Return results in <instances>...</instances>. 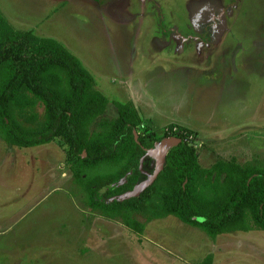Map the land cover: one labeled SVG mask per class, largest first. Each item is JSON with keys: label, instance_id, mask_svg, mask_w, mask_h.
I'll list each match as a JSON object with an SVG mask.
<instances>
[{"label": "rangeland", "instance_id": "obj_1", "mask_svg": "<svg viewBox=\"0 0 264 264\" xmlns=\"http://www.w3.org/2000/svg\"><path fill=\"white\" fill-rule=\"evenodd\" d=\"M0 12L81 62L109 101L104 117L131 103L138 135L195 132L203 168L264 163V0H0ZM68 157L61 140L18 148L0 138V264H200L209 254L264 264V231L212 239L173 216L136 215L137 234L91 210Z\"/></svg>", "mask_w": 264, "mask_h": 264}, {"label": "trees", "instance_id": "obj_2", "mask_svg": "<svg viewBox=\"0 0 264 264\" xmlns=\"http://www.w3.org/2000/svg\"><path fill=\"white\" fill-rule=\"evenodd\" d=\"M108 104L61 43L14 29L0 12V138L6 144L31 148L61 140L88 208L137 234L145 225L136 215L146 222L173 216L212 239L264 231V163L218 160L203 168L192 145L195 132L174 125L168 129L176 127L173 135L181 142L166 153L153 183L137 197L110 201L146 179L139 161L155 140L151 133L135 140L141 119L131 103L115 104L114 118L104 117ZM147 168L143 172H153ZM211 259L209 254L200 264Z\"/></svg>", "mask_w": 264, "mask_h": 264}, {"label": "water", "instance_id": "obj_3", "mask_svg": "<svg viewBox=\"0 0 264 264\" xmlns=\"http://www.w3.org/2000/svg\"><path fill=\"white\" fill-rule=\"evenodd\" d=\"M134 138L137 140V133L134 131ZM181 142L180 138L176 137H168L162 139L160 142H155L153 144V147L150 149L145 150L144 156L139 161V169L142 173V164L143 160L148 157L153 161L154 169L152 173H144L146 175V179L138 183L134 186V188L131 191L125 192L119 196L113 197L110 199V201H124L132 197H137L139 194L145 190L148 186H150L153 181L156 179L158 174L163 170L166 153L169 152V150L175 146H177ZM84 157V154H83ZM125 177L118 182L119 185L124 183Z\"/></svg>", "mask_w": 264, "mask_h": 264}, {"label": "flooded vegetation", "instance_id": "obj_4", "mask_svg": "<svg viewBox=\"0 0 264 264\" xmlns=\"http://www.w3.org/2000/svg\"><path fill=\"white\" fill-rule=\"evenodd\" d=\"M143 162H144V166L146 165V167H148L147 169H149V168L153 169V163L151 160L147 159V157L143 160ZM148 162H150V165L147 164Z\"/></svg>", "mask_w": 264, "mask_h": 264}, {"label": "built area", "instance_id": "obj_5", "mask_svg": "<svg viewBox=\"0 0 264 264\" xmlns=\"http://www.w3.org/2000/svg\"><path fill=\"white\" fill-rule=\"evenodd\" d=\"M176 132H177V130H174V131L172 132V135H173V134H177V133H179V131H178L177 133H176ZM189 139H191V138H189Z\"/></svg>", "mask_w": 264, "mask_h": 264}, {"label": "crops", "instance_id": "obj_6", "mask_svg": "<svg viewBox=\"0 0 264 264\" xmlns=\"http://www.w3.org/2000/svg\"><path fill=\"white\" fill-rule=\"evenodd\" d=\"M95 2V1H94ZM199 157V156H198ZM222 159H224V158H222ZM221 160V159H220ZM228 161V160H227ZM215 163V162H214Z\"/></svg>", "mask_w": 264, "mask_h": 264}]
</instances>
